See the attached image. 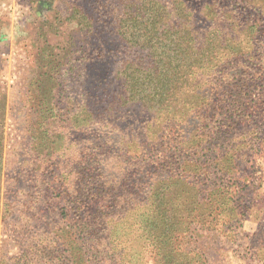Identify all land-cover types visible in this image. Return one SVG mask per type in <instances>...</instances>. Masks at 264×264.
<instances>
[{"label":"rangeland","instance_id":"374dc122","mask_svg":"<svg viewBox=\"0 0 264 264\" xmlns=\"http://www.w3.org/2000/svg\"><path fill=\"white\" fill-rule=\"evenodd\" d=\"M0 139V264H264V0H0ZM169 175L200 223L160 243L116 184Z\"/></svg>","mask_w":264,"mask_h":264},{"label":"trees","instance_id":"16d2710c","mask_svg":"<svg viewBox=\"0 0 264 264\" xmlns=\"http://www.w3.org/2000/svg\"><path fill=\"white\" fill-rule=\"evenodd\" d=\"M152 4H154V8L153 7H139L138 10H143V11H156V15H154V18L156 20H159V24H162V26L164 28H166V26H169V21L166 23L163 24L162 22L164 21V14H165V10L166 8H164V10H161V8H157V5L158 3H155V2H151ZM169 3H166V6L168 7ZM125 5V4H123ZM126 6V5H125ZM132 8V7H131ZM121 12V11H120ZM123 10L120 14H122V17H123ZM134 13V11L132 12ZM158 14V15H157ZM121 17V18H122ZM186 38V37H185ZM183 39V36L180 37V40ZM99 49L102 47L101 45L98 46ZM179 129L183 127V125H178ZM216 139V136H214V138H212V140H215ZM1 140V139H0ZM233 146V145H232ZM144 149H143V152L139 153V155H136V158L142 160L143 161H147V162H150L149 158H147V153L146 152H149L150 151L147 149L150 147H153V143L152 142H149V141H145V144L143 145ZM0 148H2V143L0 142ZM156 150L157 149H160L158 150V152L160 153H163V154H166L165 156V160L162 162V163H159V166H161L160 168H162V170H164L167 166V163H168V160L170 158L173 157L169 155V152H167V150H169L170 148V151L172 150H175V153L176 154H181V153H186L188 151V149L192 152H196V148H187V146L183 143H181V146H177L175 147V149L173 147H171V142L168 141L167 139H164L161 140L160 144L155 147ZM234 151H229V153H233ZM0 154H1V151H0ZM152 156H155V152L152 151V153H150ZM226 155V153L224 152H220V154H218L216 157V161H219L221 159L224 158V156ZM175 154H174V160H176L177 162V165H178V169H181L183 167V160L181 158H179V161H177V159H175ZM154 160V159H152ZM155 162V161H153ZM24 169V168H23ZM156 170H158V168L156 167ZM159 175V173H158ZM157 178H159V183H157ZM155 179V182L154 184H151L150 188L148 189V187H145V183L143 182H148V179L145 178V179H141L140 180V185H136L135 186L132 184L133 182L129 179V180H119L117 181V179L115 181H117V184L118 187H121V185H126L128 184L129 186L132 187L131 189V192L128 196L124 195V204L125 205H128V206H132L134 204H140V203H143V202H146L148 201L150 203V206L153 208L152 210H154L157 214H158V217H155L154 219V222L151 223L148 219V224L152 225V226H155V228H157L158 226H160V221L163 222V224L165 225L163 231H158V229L156 231H152L154 232L152 235H153V238H155L157 241H159L161 243V240L163 238H165L166 236H168L169 234H173L175 233V230L176 228L178 227L176 224H175V221H176V216L177 213H178V205H187L189 209L192 210L193 213H195V215H191L190 216H180V219H179V225L184 229L185 231V234L187 233V223H190V224H199L200 223V219L198 217V215L196 214V212H198V209L197 207H195V203L187 197V194L185 193V191L183 189H181V187H179L178 184H176L174 182V176L173 175H169L168 177H158ZM96 185L100 186V188H103L104 185H101V184H98L96 183ZM65 188V186L63 187ZM109 190H111V192H115L116 191V188L114 189V186H112V184L110 183V186H108ZM209 188V187H208ZM210 194V190L209 189H205V188H200L199 189V195L200 197L202 198V201H205V202H208V195ZM79 198V197H77ZM75 202V201H74ZM198 204H202V203H198ZM183 211V210H182ZM241 215L244 217L245 215V211H242L241 212ZM104 225V224H102ZM100 225L97 221L94 222V226L95 227H98V226H102ZM179 236V237H178ZM182 235L181 234H178L177 235V240H179V238L181 237ZM158 237V238H157ZM175 238V239H176ZM91 252L95 255L94 257L97 258V259H100L101 262L105 261L107 258H108V255L109 253L105 250H102L101 248V244H97V243H91ZM87 246V245H86ZM182 253L181 251H179L177 254H180ZM179 256V255H177ZM206 255L202 256L201 259L206 263H207V258H205ZM165 257V258H164ZM164 259H168L171 264H175L176 263V260L175 258H173L169 253H165L164 255ZM25 258H29V256H25ZM112 259H114V253H113V256L111 257ZM110 258V259H111ZM22 260V257L19 258V257H16V258H13L12 261H16L18 262V264H21V261ZM24 264H27V262H25Z\"/></svg>","mask_w":264,"mask_h":264}]
</instances>
